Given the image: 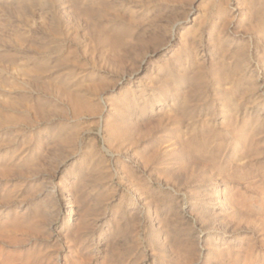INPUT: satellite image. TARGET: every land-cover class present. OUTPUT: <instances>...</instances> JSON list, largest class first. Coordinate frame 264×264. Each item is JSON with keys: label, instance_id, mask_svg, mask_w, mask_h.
I'll list each match as a JSON object with an SVG mask.
<instances>
[{"label": "rangeland", "instance_id": "1", "mask_svg": "<svg viewBox=\"0 0 264 264\" xmlns=\"http://www.w3.org/2000/svg\"><path fill=\"white\" fill-rule=\"evenodd\" d=\"M0 264H264V0H0Z\"/></svg>", "mask_w": 264, "mask_h": 264}]
</instances>
